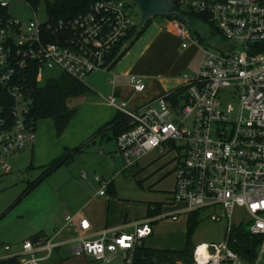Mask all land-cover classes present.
Returning <instances> with one entry per match:
<instances>
[{
  "label": "built area",
  "instance_id": "1",
  "mask_svg": "<svg viewBox=\"0 0 264 264\" xmlns=\"http://www.w3.org/2000/svg\"><path fill=\"white\" fill-rule=\"evenodd\" d=\"M172 1L185 17L200 16L224 44L218 53L210 51L214 46L203 45L209 40L197 32L196 42L204 50L201 67L196 74L183 76L184 91L177 97L166 93L131 109L110 96L109 104L129 122V129L116 139V155L130 169L149 153L164 155L178 149L171 200L182 209L166 217L175 221L182 214L210 212L212 222L226 224L224 243L197 245L193 264H264V0ZM9 2L0 0V7L8 11ZM29 7L34 13L29 21L9 13L0 16V178L12 172L8 159L37 140L31 118L32 74H37L38 82L43 71L57 69L83 83L96 72L113 74V65L129 50L132 33L139 27L124 0L99 1L84 14L69 19L48 16L45 22ZM172 21L186 49L192 27L179 18ZM132 84L137 92L146 88L136 78ZM8 104L9 114L3 115ZM105 189L103 184L100 195ZM237 209L249 217V229L234 224ZM160 218L136 222L131 234L106 229L93 239L86 218L67 216L66 222L76 226L75 238L25 241L15 253L4 246L0 264L12 259L43 264L66 244H72L73 255L101 264H133L136 250L153 234L152 225ZM235 229L261 238L252 262L231 249Z\"/></svg>",
  "mask_w": 264,
  "mask_h": 264
},
{
  "label": "rangeland",
  "instance_id": "2",
  "mask_svg": "<svg viewBox=\"0 0 264 264\" xmlns=\"http://www.w3.org/2000/svg\"><path fill=\"white\" fill-rule=\"evenodd\" d=\"M124 1L130 6L135 14V20L138 22L140 20L139 8L131 0ZM52 2L53 0H40L37 13L41 22L48 20L46 5ZM8 13L12 17H18L24 21L34 18L32 9L22 0H10ZM190 23L194 36H197L198 33L202 34L209 40V44L205 40L203 45L207 47L209 45L214 46L209 47V50L218 53L219 47L224 44L223 38L215 34L211 26L202 20L192 19ZM168 27H170L168 18L156 17L152 19L147 31L151 30L152 33V31L156 32ZM132 42L134 44L126 55L121 56L122 58L119 59L118 67L126 65L132 57L140 54L143 46L148 43V39H140L139 41L132 39ZM193 54L191 71L196 74L201 67L204 50L202 47L196 48ZM61 74L62 72L57 69L43 71L39 76V87H44L50 79H57ZM109 80H112L109 74L96 72L89 75L84 84L91 89L95 88L100 93H104ZM89 96L72 99L69 105L79 107V111H81ZM231 105L235 108L238 107V104ZM88 107L90 105L87 104L85 110L80 114L81 116L87 112ZM236 116L237 114H233L232 119H235ZM53 124V121L50 120L42 121L39 124V129L43 127L45 133L49 132L50 128H54ZM56 137L59 138L56 135L51 137V140L49 139L44 157L55 152L53 145L56 143ZM114 146L115 142L111 141V152L114 150ZM109 152L106 151L104 154L98 150L90 152L86 150L85 153L76 157L73 167L63 166L48 176L44 174L45 170L39 168L40 166L35 163L31 149L13 155L8 159V163L12 168L11 175L0 180V205L8 210L7 217L0 222V232L11 238V240L15 238L14 240L17 242L27 240L34 234L41 232V230H45V233L53 238L56 233V226L66 214H70L73 203L85 196L81 191L82 186L99 189V185L95 182L96 178L110 179L114 170L121 172L126 169L125 162L120 158L113 159ZM156 154V152L149 153L139 165L131 169V172H126L127 179L119 184V194L122 197L124 196V200L114 199L113 205L115 208L121 209V212H124L125 215H129L131 219L137 215L143 216L147 211V203L142 204L135 201H158L173 188L174 172L178 166V149L174 148L169 154L162 155L160 158ZM44 157L39 155V161L44 160L42 159ZM32 166L35 168L31 169ZM82 173L87 175L86 180L81 178ZM42 180L43 182L36 186ZM30 184L33 188H30ZM209 215L210 212H200L198 214L200 223L191 238V243L195 247L202 243H224L226 224L212 222ZM189 216L187 214L179 216L178 221L175 222L171 219L161 221L155 228V238L149 242L148 246L158 250L183 249L187 243ZM248 221L249 217L244 210L237 209L233 219L234 224L236 226L244 224L245 229H249ZM11 240L5 242L11 243Z\"/></svg>",
  "mask_w": 264,
  "mask_h": 264
},
{
  "label": "crops",
  "instance_id": "3",
  "mask_svg": "<svg viewBox=\"0 0 264 264\" xmlns=\"http://www.w3.org/2000/svg\"><path fill=\"white\" fill-rule=\"evenodd\" d=\"M169 23L170 27L157 30L156 32L152 31V33L151 30L146 31L139 38V40L148 39V43L143 46L141 53L132 57L126 65H120L121 67H118L119 65L117 66V64L115 65L113 68V74H109L112 80H109L104 93H100L99 90L95 88L92 89L94 93L86 99V105H84L81 111H78L62 135L59 138L56 137V143L53 145L55 152L46 157H44V153L48 148V142L51 140V137L57 135L56 129L53 124L54 128H50L49 132L45 133L43 127L39 129V124L42 121L38 122L36 128V143L28 149H31L34 161L38 166H40L39 168L44 169V167L51 164L52 161L58 159L66 151H74L76 149L81 150L74 156V159L70 162V164L64 166H68L70 168L73 167L76 157L80 156L79 154L85 153L86 150L89 152L98 150L104 154L106 151H110L109 154L113 159H122L120 156L116 155L117 146L116 138L114 137V128H107L104 133L99 134V131L107 124L113 122L118 113H120L109 104V98L112 94L117 97L119 102H126L131 109H138L147 103L155 101L166 93L176 94L184 91L185 82L183 76L185 74H194L191 71V60L195 49L201 48V46L196 42L198 35L194 36L193 34L190 44L186 49H183L180 33L177 30L174 21L169 19ZM133 39H135V37ZM132 78H136L144 83L146 85L145 90L137 92L132 84ZM87 104L90 105V107H88L87 112L81 116L80 114L85 110ZM111 141L115 142V148L112 152V148L110 147ZM23 152H26V150ZM169 152L166 154H169ZM156 153L157 157L159 156L160 158V156H162L158 152ZM39 155L44 157L42 158L44 160L39 161ZM144 159L145 157L142 160ZM34 168V166L31 167V169ZM131 169L132 168H126L121 172H116L114 170L113 173H111L112 177H110V179H100V182L95 179V182L99 185V189L96 187L92 189L88 186H82L81 191L82 194H85V196L80 198L79 201H75V203H73V208H71L70 214H66V216L63 217L56 226V233L54 237L63 241L75 238L77 235L75 224H68L66 222V217L70 215H81L90 222L92 227L90 236L93 239L97 238V232L106 229H117L122 233L131 234L134 232V225L136 222L143 221L154 216H161L162 218L155 221L152 225L153 234L144 242V245L149 247V242L155 238V228L157 224L165 219H171L166 216L182 209V205L175 204L171 200L175 186V172L172 190H170L167 194L164 192L165 194L163 196L161 195L162 199L158 201H135L142 204L147 203V211L145 212V215H137L131 219L129 215H125L124 212H121V209L117 207L115 208L113 205L114 199L118 198L124 200V196L122 197L119 194V184L127 179L125 176L126 172H131ZM11 173L9 175H11ZM132 173H134V171H132ZM9 175L1 177L0 180ZM135 177L137 176L135 175ZM81 178L86 180L87 175L82 173ZM42 182L43 180L38 183L36 182V186H39ZM103 184H106V194L104 196L100 195V191L103 189ZM30 188H33L32 184H30ZM156 208L159 209L158 214L150 216V212L155 211ZM5 209V207L0 205V222L7 217L8 210ZM178 219L175 221H178ZM38 235H41L43 239H51L45 233V230H41V232L34 234L31 238L21 242L15 241V238L11 240V238L0 232V256L6 254L3 250L4 246H10L12 248V252L15 250L13 252L15 253L21 249L25 241H32V238ZM8 240H11L12 242L6 243L5 241ZM168 251L171 250L168 249ZM43 264H101V262L89 256L78 257L73 255L72 244H66L61 248L56 249L52 256L45 260ZM176 264L183 263L177 262Z\"/></svg>",
  "mask_w": 264,
  "mask_h": 264
},
{
  "label": "trees",
  "instance_id": "4",
  "mask_svg": "<svg viewBox=\"0 0 264 264\" xmlns=\"http://www.w3.org/2000/svg\"><path fill=\"white\" fill-rule=\"evenodd\" d=\"M22 1L31 6L34 10H37L40 3V0ZM99 1L103 0H53L52 3H47L46 10L48 16L51 18L69 19L86 13L93 4ZM7 14L8 11L0 7V16H7ZM185 15L191 19L199 21L202 20V18L198 15L191 13H185ZM170 20H172V18H170ZM151 22L152 21H150V23L141 31L137 29L134 30L132 34L136 40H139V38L147 31ZM213 32L215 34L217 33L215 29H213ZM133 44L134 43L132 42L130 48ZM127 52L123 53L121 56L123 57ZM121 56L119 59L122 58ZM119 59L113 65L112 69L118 63ZM36 76L37 74H32L31 85L35 89V94L34 105L31 110V118L34 120L36 125L40 121H53L56 134L60 137L79 111V107H71L69 102L72 99L92 95L94 92L83 82H79L65 73H62L57 79H50L44 87H39ZM176 94L177 95L174 97L179 96L182 92H178ZM10 108L11 105L8 104L5 108L6 111L3 112V115L9 114ZM128 124L129 122L125 116L122 113H118L114 121L103 127L99 131V134L104 133L107 128H114V137L117 139L119 135L129 129ZM80 150L81 149L66 151L58 159L44 167V174L48 176L62 166L70 164V162L74 159V156ZM158 210L159 209L156 208L155 211L150 212V216L158 214ZM198 214L199 212L190 214L189 216L187 243L183 250H158L143 245L141 248L136 250L133 264H176L177 262H182L183 264H193V252L195 250V246L191 243V238L200 223ZM40 239H43L41 235L35 236L32 238V242H36ZM260 241V237L251 236L245 229H235L231 236L230 247L235 252H238L246 261L252 262L256 256L257 246ZM6 264H19V261L12 259Z\"/></svg>",
  "mask_w": 264,
  "mask_h": 264
},
{
  "label": "water",
  "instance_id": "5",
  "mask_svg": "<svg viewBox=\"0 0 264 264\" xmlns=\"http://www.w3.org/2000/svg\"><path fill=\"white\" fill-rule=\"evenodd\" d=\"M140 10L138 30H143L153 18H179L191 26V18L185 17L176 11L172 0H131Z\"/></svg>",
  "mask_w": 264,
  "mask_h": 264
}]
</instances>
